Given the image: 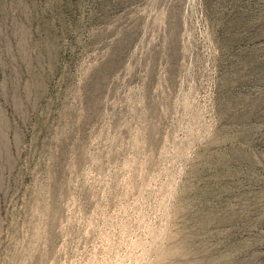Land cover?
<instances>
[{"label":"rangeland","instance_id":"374dc122","mask_svg":"<svg viewBox=\"0 0 264 264\" xmlns=\"http://www.w3.org/2000/svg\"><path fill=\"white\" fill-rule=\"evenodd\" d=\"M0 264H264V0H0Z\"/></svg>","mask_w":264,"mask_h":264}]
</instances>
